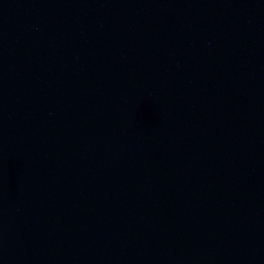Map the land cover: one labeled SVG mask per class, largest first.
Segmentation results:
<instances>
[{
  "label": "water",
  "instance_id": "95a60500",
  "mask_svg": "<svg viewBox=\"0 0 264 264\" xmlns=\"http://www.w3.org/2000/svg\"><path fill=\"white\" fill-rule=\"evenodd\" d=\"M0 264H264V52L178 0H0Z\"/></svg>",
  "mask_w": 264,
  "mask_h": 264
}]
</instances>
